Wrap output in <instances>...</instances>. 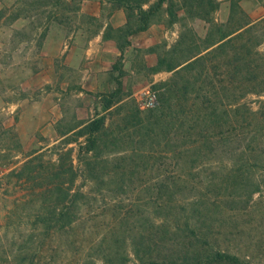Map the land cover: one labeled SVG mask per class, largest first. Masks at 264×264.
Segmentation results:
<instances>
[{
    "label": "rangeland",
    "instance_id": "obj_1",
    "mask_svg": "<svg viewBox=\"0 0 264 264\" xmlns=\"http://www.w3.org/2000/svg\"><path fill=\"white\" fill-rule=\"evenodd\" d=\"M233 3L238 9L231 15ZM212 5L217 8L207 17L226 29L256 23L248 36L264 70V0ZM178 13L175 23L163 14L147 30L129 35L121 49L118 37L130 13L115 0H0V76L12 78L3 82L16 90L12 95L27 92L29 103L37 101L23 132L18 112L0 109V264H143L135 249L144 264H161L199 249L193 227L215 248L264 264V93L243 98L260 113L254 125L226 140L216 136L193 145L173 123L143 140L138 122L160 104L143 109L140 91L173 75L156 71L159 59L184 62L203 49L211 30L205 14ZM218 62L225 72L227 63ZM50 63L61 73L58 85L46 68ZM230 86L247 90L254 82ZM56 105L62 120L50 121ZM101 116L106 136L97 159L92 151L80 152L87 135L78 133ZM246 159L252 165L249 184L234 175ZM61 183L72 187L69 207L60 204ZM256 185L261 189L253 192ZM55 205L70 223H34L37 215L53 214Z\"/></svg>",
    "mask_w": 264,
    "mask_h": 264
},
{
    "label": "trees",
    "instance_id": "obj_2",
    "mask_svg": "<svg viewBox=\"0 0 264 264\" xmlns=\"http://www.w3.org/2000/svg\"><path fill=\"white\" fill-rule=\"evenodd\" d=\"M115 1L117 4H124L130 13L124 32L121 37H118L121 49H124L128 42L126 37L135 32L147 30L163 14H167L170 23H175L178 21L180 9H185L190 13L196 12V15L200 16L205 14V18L209 19L207 16L217 8V6L212 5L213 0ZM192 3H195L196 7L204 9L192 10ZM237 9L238 4L233 3L231 15ZM132 19L134 22L131 21ZM209 21L211 30L205 38L203 49L184 62L178 63L166 56L159 59L160 65L156 71H173V75L170 79L153 86V90L159 92L160 105L155 110L150 111L146 119L138 122V125L145 129L143 140L157 133V129L165 131L170 123L185 129V139L187 142H192L193 145L202 142L207 143L209 139L216 136L226 140L232 132L254 125L255 121L252 118H256L255 116L260 111H253L251 107L246 103H241V101L250 92L264 93V70H261V66L256 63L258 59L254 58L252 52L256 44L251 45L250 40L252 39L251 36H248L253 32L256 23L246 20L226 29L225 23H217L211 19ZM204 50H207L206 53L201 54ZM221 59L228 66L223 72L224 74L219 71L222 65L218 61ZM244 81L254 82V86L247 90L231 88L230 86L231 83ZM114 101L115 95L113 94L107 99L106 108H111ZM262 102L264 104V101ZM104 128L106 129L105 116L94 119L85 125L78 133L80 136L87 135L85 143L80 147V152L89 155L92 151L90 157L98 159L100 154L96 150L102 137L106 136ZM197 131H199V137L195 136ZM249 146L253 147V143L251 142ZM262 165L264 166V164ZM251 166L247 159L242 160L239 166L235 168V178L243 177V180L250 182ZM56 189L62 194L60 204L69 207L70 203L67 201L70 200L72 187L70 185L65 187L64 183H61L56 186ZM260 189L261 187L256 185L253 192ZM58 208V205H55L51 215H37L34 223L43 222L50 227L53 223H70V215L62 212L58 216ZM199 232H197V227H193L192 233L201 241L198 250L191 252V254L189 251L182 257H174L167 262L163 261L161 264H254L252 258L248 256L242 257L230 250L215 248L207 234L199 235ZM134 254L136 259H139L143 264L145 263V258L139 249H135ZM154 263L152 262V264Z\"/></svg>",
    "mask_w": 264,
    "mask_h": 264
},
{
    "label": "crops",
    "instance_id": "obj_3",
    "mask_svg": "<svg viewBox=\"0 0 264 264\" xmlns=\"http://www.w3.org/2000/svg\"><path fill=\"white\" fill-rule=\"evenodd\" d=\"M96 39L100 40V42L103 41L102 35H99ZM101 45H102V43H101ZM98 49H100V48H97L96 50H98ZM58 53H60V54L63 53L62 45L60 46ZM46 68H49L53 80L55 79L57 82V85H58V81L61 80L60 77L58 78V75L61 74L59 72V70H57V68H55L53 66V64H51V63ZM4 81H12V78L8 77L7 79H5V77L0 76V109H2L3 111H6V113H11V114H15V112H18L17 129H19L20 131L23 132V130L25 131V128L30 123L32 115L34 114V112H36V108H37L36 102L37 101L33 102V103H29V96H28L27 92L24 93L23 97H20L19 94L18 95H12L14 92H16V90H10L12 88H10L9 86L5 87V85L3 84ZM25 85H26V83L24 81H22L20 84V86L23 88V90H27V88H28L27 85L26 86ZM61 85H62V81H60V87H62ZM19 91H20V89H19ZM49 105H51V104H49ZM59 105H61V103ZM53 112H55V111H46L45 114L47 116H49V114H53ZM62 116H63V112H62L61 108L57 107V105H56V116L54 119H50V121L51 120L61 121ZM47 118L48 117H46V120H47ZM44 119H45V117H43L42 120L46 121ZM38 129H39V126L35 130H38ZM20 135L23 136V133H21ZM65 135H67V134L60 133L57 136L63 138Z\"/></svg>",
    "mask_w": 264,
    "mask_h": 264
},
{
    "label": "built area",
    "instance_id": "obj_4",
    "mask_svg": "<svg viewBox=\"0 0 264 264\" xmlns=\"http://www.w3.org/2000/svg\"><path fill=\"white\" fill-rule=\"evenodd\" d=\"M139 104L143 109L154 108L160 104L159 96L155 90L146 87L140 91Z\"/></svg>",
    "mask_w": 264,
    "mask_h": 264
}]
</instances>
